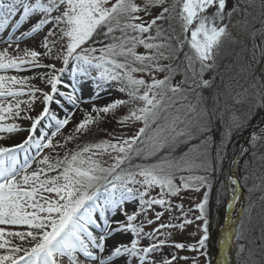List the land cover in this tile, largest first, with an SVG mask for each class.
I'll return each instance as SVG.
<instances>
[{
	"label": "snow or ice",
	"instance_id": "1",
	"mask_svg": "<svg viewBox=\"0 0 264 264\" xmlns=\"http://www.w3.org/2000/svg\"><path fill=\"white\" fill-rule=\"evenodd\" d=\"M244 3L245 0H236L228 10L227 0H175L170 5L167 0H144L143 8L136 0H115L111 4L110 0H0V16L3 17L0 27L7 28L9 20L19 13H22L19 20L11 26L13 32L32 14L40 17L29 31L0 38V44L6 45L0 51V73H17L0 74V121L5 120V113L20 117L21 112L32 109L37 94L42 92L30 82L32 79H40L50 86V91L42 92L44 106L39 114L24 117L32 121L30 135L14 147L0 143V225L27 228L6 232L0 227V249L6 250L0 254V264H64L65 257L67 264H118L116 258L119 264H132L133 259L139 264H149V254L163 247L166 241L140 247V240L144 237L155 240L161 229H183L192 220L183 213L182 205H176L184 217L182 223L160 224L146 233L145 223L150 225L155 221L137 222L138 218L141 215L146 218L154 205L172 212L171 197L179 195L182 189L199 192L201 188L208 191L196 205L200 215L195 218L204 220V235L195 245L175 243L172 246L199 251L206 257V264H232L231 249L235 247V264H254L250 251L247 257L243 255L246 244L240 243L247 240L243 219L237 227L229 225L224 230L220 241L223 251L218 250L215 258L206 247V206L213 173L220 172L229 159L233 135L250 125L256 109H264V68L257 67L264 64V30L259 33L260 43H252L250 48L242 40L233 38V43L242 45L237 57L243 59V64L227 81L222 79L223 90H218L213 97V107H206L202 95L203 89L214 84L202 79L203 72L214 67L216 50L224 38L231 36L228 25L223 22L231 21L241 12L248 15L247 7H241ZM156 6L162 7V11L153 20L147 24L136 22L141 20L137 13L147 14ZM209 9H213L211 14H208ZM176 20L184 33L191 31L190 41L187 38L181 41L173 35L172 22ZM261 23L264 24V20ZM46 25L51 28L41 43L44 52L20 47L25 38ZM152 29L155 35L150 34ZM97 43L101 46L96 47ZM186 43L190 46L189 52H183ZM138 45L149 50L148 54H138ZM54 49L55 59L62 61L60 68L41 62V57L53 56ZM182 52L183 60H180ZM163 60L170 63L162 64ZM41 68L50 71L43 75L35 72L32 77L18 74ZM180 71L184 79L173 85L172 79ZM159 72L166 73L163 79L153 74ZM136 73H147L150 81L143 76L137 78ZM81 80L95 85L94 92L89 94L90 112L81 107L88 102L83 98ZM113 85L117 91L127 93L128 99H114L102 107L96 106L94 101L100 98L101 92ZM24 96L28 99L22 100ZM193 97L195 102H192ZM137 102L139 104L120 120L121 123L142 121L143 126L129 138H116L115 142L101 140L76 151L69 150L63 158L52 159L45 155L38 159L27 155L33 146L38 154L42 149L53 148L51 137L69 124L74 110L83 112V119L74 129V134H82L90 131L101 114ZM53 104L64 113L62 118L50 107ZM244 105H248L247 110L237 115L238 108ZM45 121L55 128L50 136L43 131ZM53 121L54 125L50 123ZM216 121L222 129L218 142L210 134ZM260 125H264V119ZM260 125L257 126L260 131L254 130L248 141L253 159L245 158L249 148L241 146L231 157V165L240 163L238 155L245 158V171L250 169L257 158V143L264 140V127ZM38 129L40 135L35 137ZM18 131L16 124L0 123V133ZM73 138L74 135H69L67 140ZM180 147L186 150L176 155ZM20 151L25 153L23 163L18 156ZM104 155L114 162L105 166ZM153 158L155 162H151ZM259 159L264 161V156ZM177 176L179 184L175 182ZM228 179L234 186L241 180L246 184L249 176L241 178L233 173ZM154 188H159L158 196L150 195ZM230 190L235 200L237 189L231 187ZM127 202L135 206L133 211L125 207ZM117 212L124 219H114L112 214ZM163 214L155 212V220ZM101 220L102 223H98ZM114 234L131 235L132 239L130 243L117 241L109 245ZM6 236L27 241L29 246L12 243ZM261 239L264 240V236ZM175 259L174 253L172 260ZM164 264L170 262L165 260Z\"/></svg>",
	"mask_w": 264,
	"mask_h": 264
},
{
	"label": "rangeland",
	"instance_id": "2",
	"mask_svg": "<svg viewBox=\"0 0 264 264\" xmlns=\"http://www.w3.org/2000/svg\"><path fill=\"white\" fill-rule=\"evenodd\" d=\"M34 2V0H33ZM115 0H110V4L114 3ZM175 0H167V4L174 3ZM136 3L143 8L144 6V0H136ZM236 3V0H227V9L231 10L233 5ZM262 4H264V0H245V3L241 5L242 8L247 7L248 9V15H245L243 12H241L239 15H234L231 18V21L228 19H225L223 22L224 24L228 25V31L231 33L230 37H226L223 39L219 49L216 50L215 55V65L213 68L205 70L202 75V79L210 81L216 73L220 70V72L223 74V77L225 76V72L228 75L230 73V66L234 63L235 65H238L237 68L239 70L240 66L243 64V59L237 60V54L240 53L242 45L238 43H233V38L236 40H242L245 44L249 46V42H253V39H257L259 36V33L261 30H264V24L261 23L262 20H264V7H262ZM110 6V5H109ZM167 6V5H165ZM213 9L208 10V14H211ZM162 11V7L156 6L150 8L149 12L146 14L144 11H141L137 13L141 17L139 22H144L145 24L149 23L151 20H153L159 12ZM38 20L40 17L38 14H33ZM239 21V23H237ZM159 23V22H158ZM173 27L175 28V32L173 33L174 36L178 37L181 41H185L187 38L188 41L191 40V31L184 33L181 30V26L179 24V21H173ZM14 23L10 25L11 26ZM167 27V25H165ZM194 27V25L192 26ZM51 28V25H46L44 28H42L39 31V38H38V45H36V48L34 50L44 52L45 50L41 47V43L43 41V37L47 34L48 30ZM254 33V34H253ZM151 35H155V29L150 30ZM148 35V34H145ZM159 42V41H157ZM255 42V41H254ZM96 47H100L101 45H95ZM232 47L233 49L237 48L235 52L228 51L229 47ZM251 46V45H250ZM249 46V48H250ZM190 46L186 43L183 52H189ZM136 51L138 54H148L149 50L145 49L142 45H138L136 48ZM183 52L180 54L183 58ZM179 56V59L182 60ZM239 61V63H238ZM41 62L45 64H55L57 68L62 67V61L55 59V49L53 56H43L41 57ZM162 64H168L170 61L163 60L161 61ZM50 71L46 68L41 69H34L32 71L24 70L18 73L20 76H29L32 77L35 72H39L41 75L44 73ZM197 71H199V66L197 65ZM4 75H14L17 73L14 72H8V73H0ZM156 78L163 79L166 73L159 72V73H153ZM236 74V73H235ZM137 78H140L143 76L144 79L150 81V76L145 74L136 73L135 74ZM65 78H67V74H65ZM184 79V74L182 71L177 72V74L173 77L172 83L173 85L179 83ZM226 80V79H224ZM35 87H38L44 91H50V86L47 85L45 82L41 81L40 79H32L30 81ZM81 85L83 86V91L86 93V95L89 96L90 92H94L95 85L88 80H81ZM27 91V89H25ZM220 91H222L220 87ZM42 92L37 94V98L35 99L32 109L30 111H23L21 112L20 117H14L9 115L8 113H5V120L0 121L2 124H9L13 123L18 126L25 128V136L20 138V142L22 143L29 135L30 132L28 131L31 127L32 121L30 119H24L25 116L28 117H35L39 114V112L43 108V100H42ZM84 93V94H85ZM104 93H108L111 95V98L107 101L97 102L95 103L96 106L102 107L106 103L114 100V99H128L127 93H121L117 91L116 87L113 85L111 87H107L104 91L101 92V95ZM83 94V95H84ZM22 100H27L28 97L24 96L21 97ZM11 100V98H9ZM97 101V100H96ZM192 102H195V97L192 98ZM254 103V101H253ZM139 102H137L136 105L129 104L127 106H121L118 109H116L114 112H109L108 114H101V118L96 121L93 125L90 126V131L82 134H74V129L76 124H78L82 119L83 115L79 116L80 110H74L75 114L70 120L69 124L65 126L61 130L60 133H58L55 137H51L53 140L54 147L53 148H45L42 149L39 154L37 153V149L33 146L29 149L27 155L29 157H37L42 158L43 156L47 155L50 158H63L64 154L68 152L69 150H79V148L92 144L97 143L101 140H112L115 142L116 138H129L133 135H135L139 128L143 126L142 121H131V122H125L121 123V117L124 115H127L129 112V109L137 106ZM89 105V102L84 103L81 107L85 109ZM55 104L51 105L50 107L53 109ZM22 108H24V105H21ZM66 107L71 108V106L66 105ZM248 105H244L242 107L238 108L237 115H241L247 110ZM92 106L87 107V110L90 112ZM263 112V111H262ZM261 113V112H260ZM63 117L64 113L61 112ZM259 113L251 117L250 123L253 121L251 125H259L261 121V116H257ZM95 115V114H93ZM227 119V115L225 117ZM52 125H54V121L50 122ZM264 127V126H263ZM246 128V127H245ZM28 129V130H27ZM44 132H47L50 136L52 131H55L54 127L49 126V122H44ZM257 130L256 132H259ZM221 134V131L218 132V134ZM219 134V136H220ZM40 130L38 129L36 133H34L35 137H39ZM69 135H74V138L72 140H67V137ZM218 136V139H219ZM22 139V141H21ZM243 138L239 136L233 135V139L229 144L228 149V157L229 159L224 162L223 169L220 172L213 173V183L212 188L209 191V202L206 206V219L208 221L207 224V235L208 240L206 242L207 251L210 253V255L215 258L217 256L218 251V245L220 244V241L224 237V231L222 237L219 235L220 231L223 227L225 218H226V209L228 205L232 201V192L230 190L231 187H234L230 185L229 182V175L230 173V164H231V157L234 154V151L236 148L240 149L243 145L242 143ZM263 141V140H261ZM261 141L257 143L256 147V159L255 162L251 165L250 169L248 171H245L244 167V159L247 158L248 160H252L253 157L251 156V152L253 149L247 142V145L245 147L249 148V153L246 154L245 158L239 157L240 163L237 165V173L239 177L249 176V179L247 180L246 184L241 180L240 186L242 189V195L240 199L235 200L233 203V209L231 211V222H235V227L239 225L240 219H243L245 221V235L247 236L246 241H240V243L246 244V252L243 254L245 257L248 256L249 251L251 252V259L254 261V264L256 263L253 259V256H255L253 250H257L264 256V240L261 239L262 236H264V161L260 160L259 157L264 156V144H261ZM63 145V147H61ZM8 146V145H3ZM186 149L183 147H180L176 151V155H180L182 151H185ZM113 156L115 153L112 154ZM20 161L23 162L25 153L23 151H20L18 153ZM102 160L105 162V166H108V164L113 163L114 161L109 158L108 155H104ZM137 162H140L137 160ZM151 162H155L154 158L151 160ZM35 168V165H33ZM55 174V173H52ZM183 175H187L188 173H182ZM175 182L177 184L180 183L179 176H177ZM251 189V191H250ZM159 188H154L150 191L151 196H158L159 194ZM205 191H208V189L201 188L199 192L193 190V189H182L180 194L171 197V204L173 207L172 212L165 211L164 208H162L159 205H154L153 209L148 210L147 217L141 215L138 218V221L145 220V219H151L155 222L153 224H147L145 223L144 231L146 233L152 232L154 229H156L160 224H180L183 222V215L181 213V210L176 208V205H182L183 206V213L187 214V218L189 220H192V223L185 224L183 229H180L179 227L174 228H165L161 229L160 233L157 234V238L155 240L149 239L147 237H144L140 240V247H147L150 246L152 243H158L159 240H165L166 243L163 247L158 248L155 252L149 254V264H164L165 260H168L170 264H194V261L197 262V264H206V257L200 255L199 251H189L187 248L185 249H176L174 246L175 243H183L185 245H195L197 242L201 239V237L204 235V220H197L195 217L200 215L199 210L196 208V205L200 203L203 200V196ZM125 207L128 209L129 212L134 210V205H132L130 202H127L125 204ZM245 209H247V212H245ZM191 210V211H189ZM155 212H163L164 214L161 216V218L157 221L155 220ZM115 215L118 216V220L124 219L123 216H121L118 212L115 213ZM231 225L229 222L225 229H227ZM0 227H4L6 232L9 231L11 228L18 227L19 229H22L24 231L27 230L26 226H10V225H0ZM8 240H11L12 243H23V246L28 247L27 241L21 242L16 238L13 237H5ZM132 239L131 235L126 236L125 243H130V240ZM250 241V243H249ZM6 250L0 249V254H4ZM200 251H203L201 249ZM175 253L176 259L173 261L172 256ZM20 255H23L21 252ZM181 257H187V259H182ZM64 259V264H67V258ZM119 260V258H116ZM231 259L232 264H235L236 262V248L233 247L231 249ZM132 264H139V261L137 259L132 260Z\"/></svg>",
	"mask_w": 264,
	"mask_h": 264
},
{
	"label": "bare ground",
	"instance_id": "3",
	"mask_svg": "<svg viewBox=\"0 0 264 264\" xmlns=\"http://www.w3.org/2000/svg\"><path fill=\"white\" fill-rule=\"evenodd\" d=\"M21 14L22 13H19L17 16L12 17L9 20V26L7 28L0 27V38H6L8 35H12L13 37L19 36V35H21L22 32L30 30L32 24L36 22V18H35V16L33 14L31 16H29L28 18H26L23 22H21L19 27H18V29L16 31L13 32L12 28H10V25L12 23H15L17 20H19V15H21ZM2 25H3V17L0 16V26H2ZM38 38H39V32L33 34L31 37L25 38L21 42L20 47L21 48L29 47L31 49H35L36 45H38V43H37ZM5 47H6V45L0 44V51H2ZM9 54H11V50H10ZM84 93L85 92L83 91V94ZM83 98L86 101L89 102V105L87 107L92 106V101L89 100V96L86 95V93L83 95ZM109 98H111V95L108 94V93H104V94L100 95V98L97 99V101L95 100L94 102L97 103V102L107 101V100H109ZM87 107H85V110H87ZM53 110H55L58 113L59 116H62L61 111L57 108L56 105L53 107ZM81 115H83L82 111H80L79 116H81ZM19 128H20V131L15 132V133H11V134H9V133H0V143H2L3 145H8L6 147H14L16 144H18V142H20V138L25 136V134L27 132V131L25 132V128L24 127L19 126ZM21 141H22V139H21ZM21 163H23V162L21 161ZM109 214H111V213H109ZM112 215H113L114 219L118 220V216L117 215H115V214H112ZM98 223H102V220L98 221ZM18 230L19 231H24L22 229H19L18 227L11 228L9 231H18ZM125 240H126V236H123V235H120V234H114L113 237L111 239H109L108 244L109 245H113L117 241L125 242ZM117 261H118V264H119V260L118 259H117Z\"/></svg>",
	"mask_w": 264,
	"mask_h": 264
},
{
	"label": "trees",
	"instance_id": "4",
	"mask_svg": "<svg viewBox=\"0 0 264 264\" xmlns=\"http://www.w3.org/2000/svg\"><path fill=\"white\" fill-rule=\"evenodd\" d=\"M177 11H179V8H177ZM255 41V42H254ZM252 43H256V44H259L260 43V38L259 36L257 37V39L255 38V40L253 39V42H249V46L252 45ZM99 43H97L96 45H98ZM239 46V43L237 45V48ZM248 46V47H249ZM251 47V46H250ZM233 49L231 46L229 47V50L228 51H233L235 52V50L237 49ZM232 53V52H231ZM180 58L183 60L182 56H180ZM238 60V59H237ZM243 61V60H242ZM239 63V61H238ZM238 65H235L234 63L230 66V73L227 75L226 72H225V76L223 77V74L220 72V70L218 71V73L215 74V76L210 80V81H214V84L211 88H205L202 90V95L203 97L205 98V105L206 107L208 108H211L213 107V104H214V101H213V97L216 95L217 91L219 90L220 91V87L221 89L223 90V84H222V79L223 81H227L228 78L230 76H233L235 75V73H237L239 70L237 68ZM258 68H264V64H261V65H258L257 66ZM226 79V80H224ZM264 111V109H257V113H260ZM253 123V121L250 123V125L246 128H243L238 134H235V136H239L240 138H244L245 135H246V132L248 131V129L250 128L251 124ZM222 129L220 128L219 126V121H216V125L213 127V130L212 132L210 133L213 137V139L215 141H219L220 139V136L218 134V132H220ZM218 136H219V139H218ZM260 142V141H259ZM261 144L263 145L264 144V140L261 141ZM255 251L254 254L255 256H253V259L255 260V264H264V256L262 253H260L259 251L257 250H253ZM264 252V251H263Z\"/></svg>",
	"mask_w": 264,
	"mask_h": 264
},
{
	"label": "water",
	"instance_id": "5",
	"mask_svg": "<svg viewBox=\"0 0 264 264\" xmlns=\"http://www.w3.org/2000/svg\"><path fill=\"white\" fill-rule=\"evenodd\" d=\"M257 116H261V120L262 119H264V111L263 112H261V113H259ZM261 122V121H260ZM260 125V124H259ZM258 125H256V126H253V125H251L250 126V128L248 129V131L246 132V135H245V137H244V139L242 140V143H243V145L242 146H246L247 145V142L250 140V135L253 133V131L255 130V131H257V130H259L260 128L259 127H257ZM261 127H263L264 125H260ZM239 150L240 149H238V148H236L235 149V151H234V153H238L239 152ZM239 157L240 156H236V158H237V160H239ZM230 173L231 174H233V173H237V165H231L230 164ZM234 187L237 189V191H236V199L235 200H237V199H240L241 198V195H242V189H241V186H240V183H238L237 185H234ZM235 200H233L232 199V201H231V207H227V209H226V218H225V221H224V224H223V227H222V229H221V231H220V236H222L223 235V231L225 230V228H226V226H227V224L230 222L231 223V226L234 228V226H235V222H231V217H230V215H231V211H232V209H233V203L235 202ZM218 250H221V252L223 251V247H222V245L221 244H219L218 245Z\"/></svg>",
	"mask_w": 264,
	"mask_h": 264
}]
</instances>
